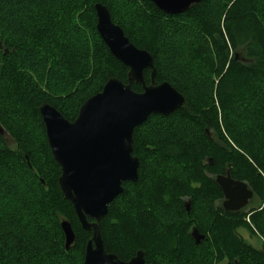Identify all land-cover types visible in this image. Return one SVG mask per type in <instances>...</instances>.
I'll list each match as a JSON object with an SVG mask.
<instances>
[{"label":"trees","instance_id":"1","mask_svg":"<svg viewBox=\"0 0 264 264\" xmlns=\"http://www.w3.org/2000/svg\"><path fill=\"white\" fill-rule=\"evenodd\" d=\"M110 1L113 0H65L64 5L57 7L47 3L52 1L41 0L32 5H40L34 10L40 11L35 24L28 27L16 25L8 36L0 31V77L3 78V84L0 85V125L15 143V148L11 149L0 132V201L4 194L1 184L5 176L3 174H12L11 167L17 166L26 174L25 187L19 191L18 200L10 205L23 204L26 210L17 207L20 219L30 215L33 226L41 224L40 227L35 226L34 234L29 228L15 226V220L1 212V208L4 205L6 207V203L2 204L0 264H44L41 256L50 259L51 264H59L60 259L65 264H83L85 245L91 237V231L82 229L71 202L64 197L59 187L61 169L51 154L38 108L44 102L49 103L72 121L83 101L98 92L108 78L116 77L127 82L128 68L110 54L96 31V2L108 8L112 21L123 29L136 47L151 54L156 69L155 83L167 81L185 97L184 104L168 116L150 115L134 128L132 154L139 159L138 178L136 182L125 183L122 193L108 204L105 216L98 222L104 250L122 260L142 250L147 264H160L157 258L172 264L175 257L187 261L195 254L197 247L213 243L214 251L209 256L215 257L216 264L223 261L224 264H264V244L259 249L254 248L238 232L240 228H248L245 221L247 213L243 210L245 207L236 212H226L220 204L215 207V211L212 209L214 223L208 227L209 232L201 231L197 224H192L204 235L198 244L190 235L193 229L190 226L177 221L161 229L159 225L155 226L153 217L154 205L168 208L175 206L182 212V197L189 200V212L184 207L189 217L191 206L198 198H204L205 190L212 191L222 201V193L214 177L226 170L232 178L244 181L254 193L256 191L264 198V176L261 175H264V9L258 8L256 0H228L221 27L218 22L212 24L210 17H202L213 0H202L176 15L163 13L148 0H123L125 6L132 5L138 13L133 20L128 18L127 10L120 18L115 17L114 12L118 11L113 12L115 4H110ZM4 3H12V8L17 9L25 6L27 0H0V5ZM53 9L59 14L54 13ZM3 15L4 11L0 8V18ZM147 15L152 16V19ZM63 24L75 29L71 33L78 38H71L67 40L68 43L62 41L61 36L58 38L55 35V38L54 30L59 29L58 32H61ZM169 25L181 30L192 25L195 32L202 34V47H196L199 55L193 58L200 61L198 56L208 55L209 58L204 62L208 63L211 71L216 68V64L210 53L217 59L219 64L214 74L216 82L212 88L213 98L210 94L200 104L198 101H189L188 92H185L188 88L179 80L180 75L185 73H174L175 66L168 67L175 75H165L166 69L162 73L156 34L158 26ZM86 39L95 42L99 60L103 62L96 71L97 81L93 85L87 79L82 81L86 76V67L79 53L85 52L72 51L75 44L70 46L69 43L83 41L86 47ZM41 58H48L44 64H48L50 69L53 68V59L56 64L61 60L63 70L70 78L67 85L76 81L77 87L48 95L40 92L39 88L32 89L27 82L29 73L26 74L30 70L24 63L34 61L42 64L44 60L38 62ZM24 59L28 60L24 62ZM195 70L187 69V72ZM194 74L197 75L196 72ZM143 79L145 84L150 82L149 69L143 71ZM40 85L46 90L51 87L49 83ZM131 88L134 91L142 90L141 85L134 82ZM67 90L71 91L74 100L73 111L65 105L71 99L65 95ZM13 117L18 119V127H15L17 123ZM28 117L37 123L41 137L40 142L34 145L35 150L22 133L21 125H25ZM181 118L186 124L183 132L188 133V123L196 130L190 136L192 141L181 136L145 138L139 134L152 121L167 122ZM153 156L160 162L172 161L182 172L188 173L179 181L170 178L164 170H149L146 161ZM259 170L261 173H258ZM128 188L135 189V198L138 200H132ZM120 201H123L125 208L121 207ZM128 206L132 209L128 210ZM62 220L70 223L75 235L67 250L60 227ZM50 226L54 231L53 238L46 240L43 234H49Z\"/></svg>","mask_w":264,"mask_h":264},{"label":"water","instance_id":"2","mask_svg":"<svg viewBox=\"0 0 264 264\" xmlns=\"http://www.w3.org/2000/svg\"><path fill=\"white\" fill-rule=\"evenodd\" d=\"M168 15L187 11L202 0H148ZM96 31L110 54L128 68L127 82L110 77L102 88L83 101L76 117L69 121L49 103L39 105L45 135L51 154L60 166L59 187L74 208L85 231H91L83 256V264H147L142 250L128 260H120L104 250L98 222L105 216L108 204L123 191V182H136L139 160L132 156V133L150 115L168 116L179 109L185 97L169 82L155 83L153 57L136 47L123 29L111 19L108 8L94 4ZM150 70L145 84L143 71ZM140 84L134 91L131 83ZM0 132L3 130L0 128ZM215 183L221 190V208L236 212L248 205L253 190L229 171L218 173ZM189 211L190 205H186ZM67 250L75 239L67 220L60 222ZM190 235L198 244L204 235L196 228Z\"/></svg>","mask_w":264,"mask_h":264},{"label":"rangeland","instance_id":"3","mask_svg":"<svg viewBox=\"0 0 264 264\" xmlns=\"http://www.w3.org/2000/svg\"><path fill=\"white\" fill-rule=\"evenodd\" d=\"M41 0H27V4L22 7H18L17 9L12 8V3L9 4H3L0 5V8L4 11V15L2 18H0V31L4 33L5 35H11L12 28L15 27L16 25H25V26H31L35 24V18H37L38 15H40V11L37 10V12L34 10L37 9L40 5L37 6H32L36 5L37 2ZM52 2H47L50 4H55L57 7L58 5L62 6L66 2L65 0H49ZM228 0H213L212 4H210L203 12L202 17H210V22L212 21V24L219 23L220 26L222 27L223 25V17H224V9L228 6ZM13 2V1H12ZM114 2L115 6L113 9L115 17L120 18V15L127 10V16L130 19H134L138 13L135 12V8H133L132 5H126L123 0H113L110 1V4ZM256 4L259 9H264V3L263 0H256ZM117 6V8H116ZM56 8V7H55ZM58 9V8H57ZM54 10V9H53ZM125 10V11H124ZM44 11H47L46 9ZM9 12V13H8ZM39 12V13H38ZM58 12L57 10H54V13ZM36 13V15H33ZM59 14V12H58ZM150 20L152 19L150 15H147ZM37 23V22H36ZM39 24V23H38ZM37 25V24H36ZM64 25V24H63ZM188 28H178L177 26H167V27H161L158 26V33L156 34V45H158V51H159V56H158V61L161 62V71L162 73L165 71V69L168 71L169 68H174V70L177 73L178 71H181L182 73H185V75H180L179 80L182 81V83L187 86V97L189 101H194L197 103H201L205 98L210 94H212V98L214 97V94L212 91L213 86H215L216 78L214 76L216 68L218 67L217 65L219 64L217 59L214 58V54L211 52L210 56L211 58L214 59V63L216 64V68L214 70H210L208 63H205L204 60L209 58L208 55H200L198 56L200 58V61L197 59L193 58L196 57L197 52H199L196 47H202V43L200 41L202 34L195 32V27L192 25L187 26ZM59 30V29H58ZM58 30H54L53 35L56 38L61 36L63 38L62 41L68 43L67 40H71L78 38L76 35H73L75 29L71 28V26L66 24L62 27L61 32H58ZM22 32V31H21ZM72 32V33H71ZM56 35V36H55ZM87 45L85 47L83 41L81 42H69L71 43L70 46L73 43V50L77 51H84L85 54L79 53V56L81 59L84 61V65L86 67V76L84 77V80H89L91 81V84H96L95 81H97V74L96 71H98V68L102 66V61L99 60V52L97 51V48L95 46L94 41H88L86 39ZM75 48V49H74ZM40 58V56H39ZM48 58H41L38 59L39 63L44 60L42 64H36L33 62L31 63H24V66L29 69L30 71H27V82L31 84L32 89H41L40 92L45 93L46 95L48 94H57L67 88H70L73 90L75 87H77L78 84H76V81H71L70 85H67L68 80L70 79L69 77L66 76V73L63 70V63L62 61H58V64H56L55 59H53V66L52 69L46 64L45 61H47ZM193 61L191 62V60ZM28 60V59H27ZM27 60H22L26 62ZM45 63V64H44ZM40 65V66H39ZM169 67V68H168ZM196 70V76L198 77L195 79V74L193 71H190L189 73L187 72V69H194ZM37 71H36V70ZM185 69V70H184ZM1 71V70H0ZM165 71L166 74L170 75H175L173 72ZM181 73V74H182ZM52 75V77L50 76ZM169 76V75H168ZM214 78V79H213ZM51 86L50 89H45L42 85L40 84H47ZM3 84V78L0 77V85ZM264 85V84H263ZM93 87V86H92ZM264 88V86H263ZM65 92V91H64ZM63 92V93H64ZM184 92V94H185ZM85 92H82L83 94ZM69 97L72 96L71 91H66V94ZM189 95V96H188ZM206 96V97H205ZM52 97H55L54 95ZM258 97V95H256ZM260 97V96H259ZM63 100V99H61ZM73 97L71 99H68V103H65L67 106L68 110L73 111ZM199 103V104H200ZM15 118V117H13ZM25 118V116H23ZM16 123L18 122V119L15 118ZM30 120V121H29ZM24 121V120H21ZM27 124L21 125L22 127V133L29 141L28 143H32L33 145L32 148L33 150L36 149L34 146L35 144H38L40 142V134L38 132V125L36 122L31 120V118H27L26 120ZM20 122V120H19ZM34 122V123H33ZM15 123V124H16ZM189 125V126H188ZM187 128H188V133L183 132L184 126H186L185 121L181 119H174L170 120L167 122L164 121H152L150 124L145 127L144 129H141L139 131V134L142 136H145V138H152V137H158L161 138V136L164 137H180L185 138V140L192 141L190 140V136L194 135L196 133V130L191 127L188 123ZM15 127H18V123L16 124ZM0 128L3 130L4 133L2 135L4 136L8 146L11 149L15 148V143L12 140L11 136L8 135V133L2 128L0 125ZM147 129V130H146ZM182 130V131H180ZM181 132L183 133L182 135ZM146 164L148 166V169H157V170H164L165 173L169 174V177L177 179L180 181V179L183 177L184 174H187L188 172H182L174 162L172 161H158L156 157H150L147 159ZM164 165V167H163ZM257 168V165H255ZM259 169V168H257ZM11 170L13 173L11 174H6L2 179V186L4 190V194L2 196V200L0 201V207L2 204L6 203L5 205L1 208V212L4 214H7L9 218L15 220V226L17 227H26L29 228L30 232L34 234L33 232L36 231V227H40L41 224H37L33 226L32 220L30 215L22 217L20 219V213L17 210H26V206L24 207L23 204H11L10 203L13 201L18 200V195L19 191L22 190L21 188L25 187V172L16 167H11ZM258 173H261L259 170ZM262 176H264L261 173ZM24 177V178H23ZM14 188V189H13ZM129 191L132 193V200H138V198H135V189L134 188H128ZM204 198L201 199L198 198L196 201H194V204L191 206L192 208V213H189L188 215L185 213L183 202H182V207L183 211L181 212V209L179 207L172 206L171 208L168 207H163L159 205H154L155 211L153 214L154 217V224L159 225L161 229L168 227L170 223H175V222H182L187 226L192 227V224L198 225L199 229L201 231H210L208 227H212L214 223V217L211 215V211H215V209L221 204L222 201H219L216 197L215 194L212 191L205 190L203 193ZM186 200L185 197H182V200ZM123 201H120L121 207L125 208V205H122ZM8 203V204H7ZM8 205V206H7ZM190 205V203H189ZM15 207V208H14ZM216 207V208H215ZM128 210H131L132 208L130 206L127 207ZM190 210V208H189ZM244 212H246L245 216V221L247 222L248 228H240L238 229L239 234L241 237L244 239V241L251 245L254 248H261V246L264 244V198L259 195L258 192L255 191L254 196L250 203L246 205V207L243 209ZM189 212V211H188ZM217 215V214H216ZM216 217V216H215ZM50 232L49 234H43V233H36V234H43L44 238L46 240L52 239L53 238V233L52 227L50 226ZM190 232V229H189ZM206 234H209V233ZM214 247L213 243L210 244H203L200 245L195 249V254L189 258V260H183L181 257H175L173 259L172 264H214L215 263V257H210L209 254L213 253ZM43 259L44 264H51L50 259L45 258V256H41ZM159 260L160 264H168L165 260L157 258ZM57 262V261H56ZM61 262V263H60ZM225 261L219 263V264H224ZM59 264H65V262L60 259ZM216 264V263H215Z\"/></svg>","mask_w":264,"mask_h":264},{"label":"flooded vegetation","instance_id":"4","mask_svg":"<svg viewBox=\"0 0 264 264\" xmlns=\"http://www.w3.org/2000/svg\"><path fill=\"white\" fill-rule=\"evenodd\" d=\"M132 156H136V155H134V154H132ZM137 157V156H136ZM138 158V157H137ZM139 160V159H138ZM127 182H130V181H126V182H123V187L125 186V183H127ZM189 204V200H184V207L186 206V205H188ZM185 209H186V207H185ZM193 227H191V229H192ZM136 253V252H135ZM132 257V256H131ZM130 257V258H131ZM129 258V259H130ZM129 259H127V260H123V261H128ZM120 260H122V259H120Z\"/></svg>","mask_w":264,"mask_h":264}]
</instances>
